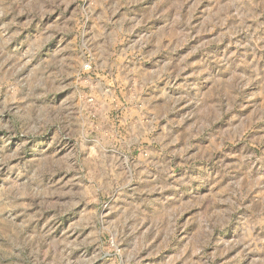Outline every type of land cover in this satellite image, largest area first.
<instances>
[{
	"label": "rangeland",
	"instance_id": "1",
	"mask_svg": "<svg viewBox=\"0 0 264 264\" xmlns=\"http://www.w3.org/2000/svg\"><path fill=\"white\" fill-rule=\"evenodd\" d=\"M0 264H264V0H0Z\"/></svg>",
	"mask_w": 264,
	"mask_h": 264
}]
</instances>
